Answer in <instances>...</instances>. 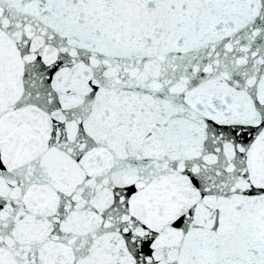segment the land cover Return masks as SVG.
<instances>
[{
    "label": "snow or ice",
    "instance_id": "1",
    "mask_svg": "<svg viewBox=\"0 0 264 264\" xmlns=\"http://www.w3.org/2000/svg\"><path fill=\"white\" fill-rule=\"evenodd\" d=\"M0 264H264V0H0Z\"/></svg>",
    "mask_w": 264,
    "mask_h": 264
}]
</instances>
